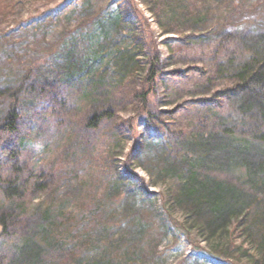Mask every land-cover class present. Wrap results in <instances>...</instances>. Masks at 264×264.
Segmentation results:
<instances>
[{"label":"rangeland","instance_id":"374dc122","mask_svg":"<svg viewBox=\"0 0 264 264\" xmlns=\"http://www.w3.org/2000/svg\"><path fill=\"white\" fill-rule=\"evenodd\" d=\"M261 32L264 0H0V126L13 103L21 115L0 130V174L24 185L0 184V264H25L27 236L42 252L27 264H264V221L250 240L199 212L182 151L214 124L235 146L259 128L218 69ZM225 158L211 176L253 193Z\"/></svg>","mask_w":264,"mask_h":264},{"label":"trees","instance_id":"16d2710c","mask_svg":"<svg viewBox=\"0 0 264 264\" xmlns=\"http://www.w3.org/2000/svg\"><path fill=\"white\" fill-rule=\"evenodd\" d=\"M245 45L250 52L249 58L239 63L232 61L228 64L223 63L218 72L223 75L228 72V76L232 79V86L225 90V96L232 101L241 116L259 122V128L257 126L249 135L250 140L236 146L232 138V135H235L234 131H230V127L220 130L217 124L208 130H202L196 138L194 136L193 140L185 143L182 149L183 159L190 167L184 193L196 201L195 208L199 212L205 208L209 209L216 215L215 218L223 223L227 219L231 222L236 219L233 227L244 224L247 237L255 240L259 231H257L259 221H264V205H262L264 199L254 194L258 190H264V144H262L264 142V32L253 36ZM28 74H30L29 70ZM156 74L153 71L152 80L155 79ZM17 94L18 91L14 92L15 96ZM106 116L107 112L94 114L91 124L96 125ZM20 118L17 105L13 103L5 114L0 130L7 135L12 134ZM7 144L9 142L0 147L13 157L14 151L10 147L8 149ZM231 153L238 155V160L232 162L240 163L245 179L256 181L253 193H248L238 182L211 176L212 167L219 161L227 162L225 157ZM0 184L8 197L21 193V188H24V185L18 182L4 180L1 174ZM244 212H246L245 217L239 220L240 213ZM7 224L6 216L0 217L1 233L8 232ZM260 246L264 247L263 240ZM18 254L19 260L27 264L39 258L42 252L36 240L27 236Z\"/></svg>","mask_w":264,"mask_h":264}]
</instances>
